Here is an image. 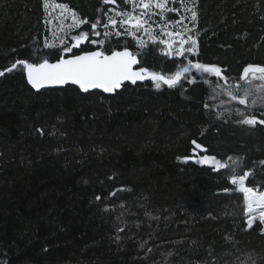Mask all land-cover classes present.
<instances>
[{
  "label": "trees",
  "instance_id": "1",
  "mask_svg": "<svg viewBox=\"0 0 264 264\" xmlns=\"http://www.w3.org/2000/svg\"><path fill=\"white\" fill-rule=\"evenodd\" d=\"M53 1L101 25L110 9L131 11L122 0ZM185 1L197 12L188 58L163 55L141 32L94 36L89 23L64 31L62 45L44 0H0V71L17 59L126 47L149 72L216 64L236 92L244 67L264 66V0ZM178 8L168 14L178 19L187 6ZM81 32L105 42L64 53ZM186 75L196 83L157 89L149 79L113 95L73 85L40 91L20 68L0 76V264H264V224L248 227L243 193L229 179L250 172L247 186L264 190V125L238 122L239 111L264 119V101H216L214 91L228 96L217 78ZM204 155L229 167L198 163Z\"/></svg>",
  "mask_w": 264,
  "mask_h": 264
},
{
  "label": "snow or ice",
  "instance_id": "2",
  "mask_svg": "<svg viewBox=\"0 0 264 264\" xmlns=\"http://www.w3.org/2000/svg\"><path fill=\"white\" fill-rule=\"evenodd\" d=\"M125 5L131 6V11H116L115 8L110 9L113 15H109L107 12L104 16L107 18V22L101 25L100 18L97 17L95 22H90L86 18L80 19L78 15L68 10L66 5L58 4L55 7L62 10H67L73 23L68 25V28H78L82 24L89 23L93 30L94 36H103L108 38L115 34L130 35L136 38V34L139 31L151 34L153 32L152 24L150 23V14L159 15L165 17L169 12H179L177 7H169L170 3H176L177 0H122ZM103 4L117 3V0H102ZM182 7H185L184 0H179ZM45 10L48 9V0H44L43 4ZM155 10H159L155 12ZM137 10L139 12L137 13ZM120 17L121 19H117ZM185 17L181 16L180 20L174 21L175 24H181ZM191 20H197V12L193 8L191 10ZM169 22H165L163 25H159L161 30L164 31L168 27ZM100 25L105 31L101 33L96 31L97 26ZM119 25V28L117 27ZM127 26V27H125ZM113 29L112 32L108 29ZM120 28H124V32L120 31ZM63 31V28L61 29ZM185 32H190L191 29H184ZM166 35L169 39H162L159 42L164 44L166 47L162 50L163 55L177 57H184L186 53H194L197 51V40L189 36L187 39L184 38L183 32L167 31ZM180 37L178 43L179 47L174 48L177 43L174 37ZM75 43L71 46L65 45L63 47L64 53H71L73 48H79L80 44L87 41L91 44H104V40L89 39L88 32H81L79 35L71 37ZM190 44V47H185L186 44ZM153 43L156 42V38L153 37ZM60 44L64 45V39L60 40ZM45 46L49 48L57 47L56 44L45 42ZM140 46H145V41L140 40ZM35 55V53H33ZM136 55H134L128 48L117 51L112 50L110 54H106L102 50L96 51H85L80 55H71L68 58L61 57L54 63H50L47 58H43L38 63H32L28 59H17L10 67L0 71V76H4L5 72L11 73L12 71L20 68L27 73V80L33 88L40 89L45 85H65L69 82L79 85V87L87 92L89 89H103L105 92H115L121 88L125 81H129L132 84H136L137 81H142L148 78L155 81V87L161 88L162 85H167L172 88L180 84L181 79L188 80L189 83H196V77L192 76L188 79L186 74H190L194 69L197 73L208 74L210 77L217 78L216 87H219L225 92L231 101H238L241 105L246 107H254L258 100L264 101V66L248 64L243 68L242 74L239 80L235 83L234 87L237 89L233 92L231 89L233 85L229 84V80L233 79L225 76L224 69L216 64H205L199 61L193 62L188 60L187 64L178 68L174 73L165 75L158 72H149L146 68H140L134 70L133 66L138 64ZM259 80L261 83L257 85L255 92L252 89H246L240 92L241 87L239 81H243L246 84H251L253 81ZM222 81V82H221ZM256 95V98L249 100L250 97ZM208 107V105H205ZM243 117L239 123L255 126L257 124L264 125V119H258L257 115H245L243 111L238 113ZM264 114V113H261ZM195 148H202L201 145L197 144L196 141H192ZM185 159H188L187 157ZM228 160H233L232 157H228ZM236 160H239L237 157ZM202 164L213 165L215 170L226 169L229 167L227 162L222 163L215 156L204 155L201 156L197 161ZM235 163V161H233ZM250 172H245L243 175L236 176L232 175L229 179L233 185H238V191L243 193L244 201L247 206V212L249 214L248 227H252L253 221L259 215V219L264 221V191H257L252 187H248L245 184ZM227 191V190H225ZM114 194V193H113ZM99 199V197H97Z\"/></svg>",
  "mask_w": 264,
  "mask_h": 264
},
{
  "label": "rangeland",
  "instance_id": "3",
  "mask_svg": "<svg viewBox=\"0 0 264 264\" xmlns=\"http://www.w3.org/2000/svg\"><path fill=\"white\" fill-rule=\"evenodd\" d=\"M48 3H49L48 12L50 13V16H51V21H52L51 23H53L52 24L53 25V27H52L53 34H54V36L57 37L58 40L64 39V41H66V38L64 36H62V35L64 34V31H69V30L72 29V28L71 29L68 28V25H71L73 23V21L71 19V16L69 15L67 10H63V17H62V10L57 8V7H55V5H58V4L55 3L53 0H48ZM179 4H180L179 0H177L176 3H170L168 6L169 7H177L178 8ZM184 4H186L185 0H184ZM186 6H187V9H184V14L182 12H180L181 15L183 17H185V19L181 22V24L173 23L174 21L180 20L181 17L176 19V17H174L172 14H168L167 13L165 17H161L159 15L150 14V17H151L150 18V23L152 24L153 32L151 34L144 33L143 31H139V32H141L142 34L149 35L151 37V39H153V37H155L157 41H160L162 39H169V37L166 35L167 31L183 32V36H184L185 39H187L189 36L194 38L191 31L190 32H185L184 31L185 28L190 29V26L193 24V21L191 20V14H190V11H189V9L191 8V7H189L190 4L187 3ZM186 6H185V8H186ZM154 11L158 12L159 10H155L154 9ZM138 12H139V10H137V13ZM166 21L169 22L168 23V27L164 31H162L161 27L159 25H163ZM62 28H63V31H61ZM174 38L177 41V43L174 45V48H178L179 47L178 41H179L180 37L177 36V37H174ZM73 43H75L74 40H73ZM190 46H191V44H190V41H189V44H186L185 47H190ZM164 47H166V46L164 45ZM189 54H192V53H186L185 54L187 56V58L189 57ZM260 83L261 82L259 80H257V81H253V83H251V84L244 83L243 85H245L246 89H252L255 92L257 85L260 84ZM214 93H215V95L219 94V97L216 99V101L219 100V99H220V102L225 101L224 96L226 98L230 99L229 96L220 94V93H218L216 91H214ZM254 98H256V95L250 97L249 100L251 101V99H254ZM259 101H261V100H258V102ZM215 105L217 106V104H215ZM245 184H246V181H245ZM235 186L237 188L239 187L238 185H235ZM246 186H247V184H246ZM255 190L261 191L259 189H255ZM248 219H249V214H248ZM257 219H259L258 213H257V217L253 221V223ZM262 222L264 224V221H262Z\"/></svg>",
  "mask_w": 264,
  "mask_h": 264
},
{
  "label": "water",
  "instance_id": "4",
  "mask_svg": "<svg viewBox=\"0 0 264 264\" xmlns=\"http://www.w3.org/2000/svg\"><path fill=\"white\" fill-rule=\"evenodd\" d=\"M97 50H99V49H97ZM123 50V49H122ZM129 51H131L132 53H133V51L131 50V49H128ZM93 51H96V50H93ZM117 51H120V50H117ZM83 53V52H82ZM82 53H79V54H77V55H80V54H82ZM110 54V53H109ZM134 54V53H133ZM134 55H136V54H134ZM69 57V56H68ZM68 57H64V58H68ZM136 57H137V60L139 61V63L138 64H136V65H134L133 66V69L134 70H138V69H140V68H146V67H143V66H141V62H140V58H139V56L138 55H136ZM50 63H54L55 61H49ZM146 69H148V68H146ZM149 70V69H148ZM149 79H151V78H148V79H145V80H142V81H137V83L138 82H143V81H146V80H149ZM125 83H131V82H129V81H125L124 82V84ZM123 84V85H124ZM67 85H73V86H76V87H78L83 93H88V92H91V91H96V90H98V91H102V92H104L105 94H108V95H113V94H115L116 93V91L117 90H121L122 88H123V85L121 86V88H119V89H117L115 92H112V93H109V92H105V91H103V89H89L87 92H85V91H83L80 87H79V85H77V84H74V83H72V82H69L68 84H65V85H45L43 88H40V89H37V90H43V89H47V88H60V87H65V86H67ZM36 89V88H35Z\"/></svg>",
  "mask_w": 264,
  "mask_h": 264
}]
</instances>
